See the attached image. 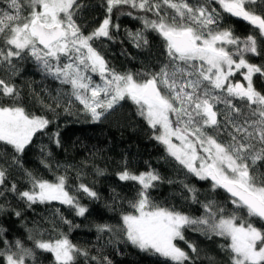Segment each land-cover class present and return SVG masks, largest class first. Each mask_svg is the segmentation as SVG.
Wrapping results in <instances>:
<instances>
[{
	"label": "snow or ice",
	"instance_id": "obj_1",
	"mask_svg": "<svg viewBox=\"0 0 264 264\" xmlns=\"http://www.w3.org/2000/svg\"><path fill=\"white\" fill-rule=\"evenodd\" d=\"M0 5V145L5 146L0 199L11 195L29 209L58 202L84 217L89 209L81 198L101 199L85 180L87 161L76 169L72 185L67 174L72 165L49 180L24 168L22 158L38 133L48 134L62 105L72 115L78 104L77 112L96 123L128 101L163 147L161 159L173 164V174L165 176L148 161L145 170L123 161L117 179L131 182L135 192L117 224L96 225L99 238L107 235L108 245L130 244L162 257L164 264H197L201 249L188 239L191 232L219 238L223 264H264V90L255 82L264 81V0H101L103 18L90 32L80 22L90 7L85 0H0ZM225 15L251 30L236 34ZM120 16L139 22L134 31L125 28V36L138 50L156 47V63L123 71L110 64L104 49L120 39ZM27 60L64 86L52 97L54 106L44 105L53 118L24 106L16 77L18 64ZM49 139L62 147L58 125ZM40 152V163L51 171V150L42 146ZM93 168L104 175V169ZM14 169L23 173V189ZM191 178L207 188L202 191ZM164 184L172 189L170 197L156 199L153 193ZM112 192L111 210L123 208L125 198ZM5 210L0 203V212ZM55 212L60 215V209ZM60 220L68 232L79 227L62 215ZM6 231L0 228V237ZM28 233L34 247L19 238L0 240V264H28L35 261V249L51 253L54 264H78L80 257L85 264H112L107 255H90L74 244L66 232L47 239L39 228Z\"/></svg>",
	"mask_w": 264,
	"mask_h": 264
},
{
	"label": "trees",
	"instance_id": "obj_2",
	"mask_svg": "<svg viewBox=\"0 0 264 264\" xmlns=\"http://www.w3.org/2000/svg\"><path fill=\"white\" fill-rule=\"evenodd\" d=\"M90 5L89 8L81 14L80 22L86 32H90L97 26L99 20L103 18V9L99 6L101 0H85ZM3 7V5H0ZM227 25H230L234 31H239L237 22L225 15ZM119 23L121 31L120 39L116 43H107L104 49V55L110 64L118 70H136L142 64L156 63L154 53L158 50L154 47L151 51H141L132 46L125 36L124 29L135 30L140 27L138 21L127 16H120ZM244 31V29H241ZM155 44V41H154ZM255 62L260 60L254 58ZM20 74L16 77V83L21 89V97L24 106L36 114H46L49 118L54 117V113L48 112L44 105L53 104L54 97L58 90L64 88L58 81L51 77L44 76L39 72L31 60L18 64ZM256 87L264 88V81L256 78ZM43 101V104L41 103ZM54 106V104H53ZM80 106L77 104L73 108V114L68 115L63 111V105L57 109L59 113L55 123L50 125L48 134L38 133L33 138V144L29 147L22 158L24 168H27L37 175L46 179L54 180L56 175L65 174V166L72 165L68 170L70 177L69 183H76V169L83 167L82 162L87 161V167H83L85 180L94 185L100 192L99 201H90L81 198V203L87 205L89 211L84 217L75 216L74 212L58 202L51 204L33 206L27 208L22 202L17 201L11 195L7 200L0 199V203L5 204V211L0 212V228L6 229L0 240L7 238L15 240L22 239L26 246L34 247L33 242L28 240V229L39 228L44 233V238L49 236L53 238L57 231L68 233L69 239L79 246L89 250L90 255H107L112 264H164L162 257L149 255L141 252L139 249L125 243L107 244L108 236L102 238L97 232L96 225L107 223L117 224L122 210H128L127 199H130L135 192L131 182H120L116 173L121 170L123 161L127 160L129 166L137 170H145V161L158 168L165 176L173 174V164L165 163L161 157L164 156L163 147L155 140L151 139V132L146 124L135 115V108L130 102H122L107 119L101 122H89L85 116L77 112ZM59 126L60 139L62 147L57 148L51 143L49 136ZM42 146H48L51 150L49 162L52 165L51 171L45 168L41 163ZM5 146L0 145V158H2ZM57 165L60 167L58 168ZM93 165L105 170L104 175L97 176ZM264 170V169H262ZM14 178L19 183L21 189L26 186L23 179V173L20 170H13ZM201 190L207 188L206 182L196 181L191 178ZM112 189L119 193L120 197L125 198L123 208L119 205L115 211L111 210L113 204ZM172 189L169 185H162L153 196L156 199L164 200L170 197ZM225 193L220 190L219 198H223ZM197 208L198 206H191ZM60 209V215L72 220L75 225L71 232H68V226L64 225L55 210ZM13 209L22 212V217L17 218ZM188 210V209H186ZM198 214V213H197ZM54 228L57 231H54ZM188 239L196 242L201 249V254L197 264H209V257L214 264H223L224 253L219 248L221 243L219 238L212 241L194 233H186ZM181 247H186L183 242H178ZM2 246V244H0ZM28 264H54L51 253L35 249V261L29 260ZM78 264H85L84 258L78 259Z\"/></svg>",
	"mask_w": 264,
	"mask_h": 264
},
{
	"label": "flooded vegetation",
	"instance_id": "obj_3",
	"mask_svg": "<svg viewBox=\"0 0 264 264\" xmlns=\"http://www.w3.org/2000/svg\"><path fill=\"white\" fill-rule=\"evenodd\" d=\"M230 19L232 18V19H234L236 22H237V25H238V27H239V31H236V34H238V35H247L248 34V32L251 30V26L250 25H248L246 22H244V21H242V20H239V19H237V18H233V17H229ZM241 29H244V31H241ZM256 81H257V79H256ZM255 81V82H256ZM257 86V85H256ZM258 88V87H257ZM259 89V88H258ZM260 90H264V88L263 89H260Z\"/></svg>",
	"mask_w": 264,
	"mask_h": 264
},
{
	"label": "rangeland",
	"instance_id": "obj_4",
	"mask_svg": "<svg viewBox=\"0 0 264 264\" xmlns=\"http://www.w3.org/2000/svg\"><path fill=\"white\" fill-rule=\"evenodd\" d=\"M95 79H98V77H94Z\"/></svg>",
	"mask_w": 264,
	"mask_h": 264
}]
</instances>
